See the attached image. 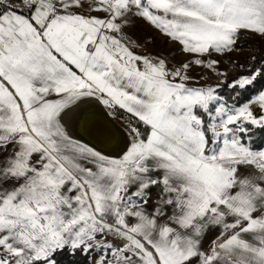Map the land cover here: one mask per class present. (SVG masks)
Masks as SVG:
<instances>
[{
  "label": "snow or ice",
  "instance_id": "obj_1",
  "mask_svg": "<svg viewBox=\"0 0 264 264\" xmlns=\"http://www.w3.org/2000/svg\"><path fill=\"white\" fill-rule=\"evenodd\" d=\"M262 49L264 0H0V264H264Z\"/></svg>",
  "mask_w": 264,
  "mask_h": 264
},
{
  "label": "rangeland",
  "instance_id": "obj_2",
  "mask_svg": "<svg viewBox=\"0 0 264 264\" xmlns=\"http://www.w3.org/2000/svg\"><path fill=\"white\" fill-rule=\"evenodd\" d=\"M134 36L140 41H145V40H151L153 41L152 43H148L147 47L144 49L145 52L149 53H155V54H164V55H170L171 50L175 47V45L172 44H166L165 39L158 35L156 32L152 31L150 28L143 24H137L136 29L134 30ZM241 43L243 44H252L255 45V41L251 42H244L242 41ZM261 52H264V49L261 50ZM261 52L255 53L257 55V59L260 60L261 58ZM253 53L244 51L241 53H234L232 54V59L233 60H240L241 62L244 61L246 57H250ZM177 60L183 59V57H176ZM227 64H221V68H227ZM198 70L194 69L193 74H196ZM234 73L229 75V80L232 79ZM225 94H227V89H224ZM121 127H123V124L121 121L117 120L116 121Z\"/></svg>",
  "mask_w": 264,
  "mask_h": 264
},
{
  "label": "water",
  "instance_id": "obj_3",
  "mask_svg": "<svg viewBox=\"0 0 264 264\" xmlns=\"http://www.w3.org/2000/svg\"><path fill=\"white\" fill-rule=\"evenodd\" d=\"M114 123L116 124L117 127H121L116 121ZM74 135H83V133H81L79 131V129L77 128V129L74 130ZM84 139L86 141H89V142H92V143H96V141L92 140V138L89 137V136H84ZM97 146L98 147H103L106 151H112L114 149V147H115L114 145H97Z\"/></svg>",
  "mask_w": 264,
  "mask_h": 264
}]
</instances>
